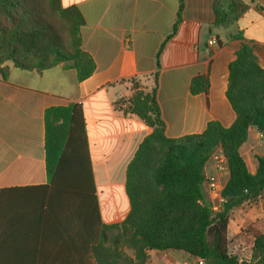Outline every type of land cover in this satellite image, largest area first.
<instances>
[{
  "label": "crops",
  "instance_id": "crops-1",
  "mask_svg": "<svg viewBox=\"0 0 264 264\" xmlns=\"http://www.w3.org/2000/svg\"><path fill=\"white\" fill-rule=\"evenodd\" d=\"M214 1L183 0L174 32L181 0H62L63 8L77 7L84 17L82 47L95 62L93 75L80 82L68 63L41 71L9 66L6 75L0 72V264H57L41 256L53 250V236L42 222L44 206L37 200L48 185L47 109L82 106L105 225L122 223L130 214L127 169L153 131L128 111L133 79L147 81L142 89L149 92L157 76V103L169 139L202 134L211 122L224 128L234 124L236 113L227 98L229 66L247 43L264 69V0H243L247 9L229 27H213ZM210 39L217 44L210 46ZM197 77L208 79L207 93L191 92ZM240 153L255 174L257 158L264 157V138L256 127L250 128ZM205 176L203 188L210 202L207 179L216 176L212 160ZM229 178H223L224 185ZM235 209L238 234L247 224L264 223V192L235 207L230 216ZM252 240L250 258L240 262L252 260ZM148 254L147 264H181L187 259L199 263L182 251Z\"/></svg>",
  "mask_w": 264,
  "mask_h": 264
},
{
  "label": "trees",
  "instance_id": "trees-1",
  "mask_svg": "<svg viewBox=\"0 0 264 264\" xmlns=\"http://www.w3.org/2000/svg\"><path fill=\"white\" fill-rule=\"evenodd\" d=\"M183 7L181 0L174 32ZM246 9L243 0H215L213 27L232 26ZM57 18L70 33L71 48L65 46L54 23ZM84 24L81 11L63 8L62 0H0V72L6 75L9 66L41 71L68 63L80 82L88 79L96 65L82 47ZM131 83L134 94L128 111L153 131L128 166L126 192L131 211L119 224L101 221L82 106L47 109L48 185L37 200L44 206L42 222L53 236V250L41 256L57 264H147L149 251L173 250L204 264H264L261 220L243 229L254 239L251 261L240 262L228 248L230 212L264 192V157L257 158L258 169L251 174L240 153L251 127L264 138V69L254 48L243 43L229 66L227 98L236 113L230 128L211 122L202 134L169 139L157 103V76L149 92L136 80ZM208 89L206 77L193 79V94ZM219 147L228 160L230 178L222 191L226 203L215 215L203 184L205 167Z\"/></svg>",
  "mask_w": 264,
  "mask_h": 264
},
{
  "label": "rangeland",
  "instance_id": "rangeland-1",
  "mask_svg": "<svg viewBox=\"0 0 264 264\" xmlns=\"http://www.w3.org/2000/svg\"><path fill=\"white\" fill-rule=\"evenodd\" d=\"M54 23L57 25V27H59L61 31V37L63 42L65 43V46L67 48H71L72 43L70 40V33L67 30V28L64 27V25L61 23V21L58 18L57 20L54 21ZM146 82L147 81H141V82L136 81V83H138L141 88L145 87ZM229 222L230 223H229V232H228V242H229L228 248L230 255L237 256L242 260L249 259L251 256L250 250L253 244V240L252 237L248 234H245L243 230L240 232V234H238L239 216L237 214V209H235L232 212V216H230ZM128 253L129 255H132L131 251H128ZM184 262H190L194 264V262L191 259L184 260L181 262V264Z\"/></svg>",
  "mask_w": 264,
  "mask_h": 264
},
{
  "label": "built area",
  "instance_id": "built-area-1",
  "mask_svg": "<svg viewBox=\"0 0 264 264\" xmlns=\"http://www.w3.org/2000/svg\"><path fill=\"white\" fill-rule=\"evenodd\" d=\"M209 45L214 46L217 44L216 40L210 39ZM215 164L216 176L207 179V183L210 189V203L212 204V211L216 215L223 210L226 200L222 196V191L226 185H224L223 178L228 176L229 166L228 160L221 147L217 148L211 159ZM200 264H204V261L199 259ZM182 264H192L190 262H184Z\"/></svg>",
  "mask_w": 264,
  "mask_h": 264
}]
</instances>
